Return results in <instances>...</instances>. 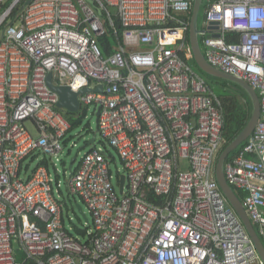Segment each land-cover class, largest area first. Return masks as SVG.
Segmentation results:
<instances>
[{
    "label": "built area",
    "instance_id": "built-area-1",
    "mask_svg": "<svg viewBox=\"0 0 264 264\" xmlns=\"http://www.w3.org/2000/svg\"><path fill=\"white\" fill-rule=\"evenodd\" d=\"M25 1L0 0V264H263L215 178L225 119L191 65L193 0H31L14 14ZM203 18L208 64L259 99L223 171L264 244V0H205ZM49 73L55 86L88 88L80 109L99 112L94 146L65 182L88 208L85 230L65 226L45 159L23 166L35 153L59 160L67 146Z\"/></svg>",
    "mask_w": 264,
    "mask_h": 264
},
{
    "label": "water",
    "instance_id": "water-1",
    "mask_svg": "<svg viewBox=\"0 0 264 264\" xmlns=\"http://www.w3.org/2000/svg\"><path fill=\"white\" fill-rule=\"evenodd\" d=\"M30 1L31 0H26L23 4V8L26 5H28ZM202 1L203 0H193L192 13H191V18H190V23H189L188 40H189L190 48L193 54L194 63L197 66V68L203 73L211 77L222 79V80L231 82L239 86L247 94V96L249 97L251 101V105H252L251 115H250V118L246 126L236 136V138L231 143H229L226 146V148L223 149V151L218 156L216 167H215V178H216L218 187L227 202L226 207L228 209L231 208L235 212L237 217L240 219L247 234L249 235L250 239L252 240L254 244L255 250L259 258L264 264V244L261 241L260 237L258 236L257 232L255 231L252 223L250 222L241 204V201L238 199L233 189L227 183L225 176H224V171H223V165L227 157L231 153H233L243 142H245L250 137V135L252 134L254 130L257 124V121L259 119V116H260L259 99L255 91L247 84V82L237 77L224 74L220 70H217L216 68L209 65L205 57L203 56L202 51L200 49L198 36L203 34L204 31L198 30V26H197L199 13H200V9L202 6ZM87 2H89L90 4H93L92 0H87ZM109 12L112 15H115L116 8L110 7ZM115 20L118 21V17L115 16ZM47 85L52 91H54L58 95L57 108L67 113H71V114L77 113L80 110V103L78 100V96L80 94H84L90 91L88 88H85V89L80 90L79 92H73L70 90L68 86H65V85L55 86L52 83V74L50 73L47 76ZM95 91H101V87L98 86ZM98 115H99V112L97 111L95 114L96 124L98 121ZM97 132H98V127L96 125V130L94 134L87 141V144L83 146V148H85L87 145L94 146V143L97 137ZM75 160H76L75 157L71 158L69 166H68V171L72 169V166ZM123 184H124V176H121L120 177V189L121 190H122ZM65 190L67 191V186L65 187ZM77 209H78V212L82 215L85 222L88 223L87 218L82 213L81 207L77 206Z\"/></svg>",
    "mask_w": 264,
    "mask_h": 264
},
{
    "label": "rangeland",
    "instance_id": "rangeland-1",
    "mask_svg": "<svg viewBox=\"0 0 264 264\" xmlns=\"http://www.w3.org/2000/svg\"><path fill=\"white\" fill-rule=\"evenodd\" d=\"M204 7H205V0L202 1V6L198 17L197 26H198V30L200 31H202L204 27L203 25ZM204 36L205 34H201L199 37L201 39ZM201 49L203 50V48ZM191 65L195 73L203 77L205 81L211 86L213 93L215 95L220 94V91L216 86L217 82L213 79L214 77H211L203 73L193 63ZM231 85L236 86V84L233 83H231ZM227 86L230 88V84H227ZM229 88H227L226 91L227 93H229V91L232 93H236L237 91L235 90H239V89H234V88L229 89ZM96 125H97L96 118L89 109L87 111L86 116L81 120V124L77 126V128L70 133V139L67 142V146L63 149V153L59 157V160H56L55 158L47 154L35 153L32 156H29L23 163V166L26 168L27 173H32L39 166V162L41 158H44L49 173L52 174L53 176L58 177L59 181L61 182L60 190L62 192V197L65 202V209L63 210V219H64V224L67 228H69L70 226L78 230H85L88 229V224L91 222V216L89 214L88 208L77 196H72L67 194L65 190V182L69 177L68 166L71 158L73 157L76 158L74 162V167H75L79 162V160L81 159V157L92 148L89 145H87L85 148H83V146L87 144V141L94 134L96 130ZM25 127L27 128V130L29 131L32 137L34 138L37 137V132L31 123L26 122ZM102 143L103 142H101V140L97 138L96 146L98 148L106 147V149L109 150L111 155L114 157L116 166L121 171L122 164L115 151L109 148L105 143H103L104 145H102ZM77 206L81 207L82 213L87 218L88 223L85 222L82 215L78 212Z\"/></svg>",
    "mask_w": 264,
    "mask_h": 264
},
{
    "label": "trees",
    "instance_id": "trees-1",
    "mask_svg": "<svg viewBox=\"0 0 264 264\" xmlns=\"http://www.w3.org/2000/svg\"><path fill=\"white\" fill-rule=\"evenodd\" d=\"M22 6H23V3H21L18 7H16L13 13L14 14L18 13L21 10ZM190 17H191V12L186 17L187 21L189 20ZM201 39L199 37V41H201ZM100 43H101V47H102L104 54L109 53L107 45L104 44V40H101ZM193 64L195 65L194 62ZM213 79L217 82L216 86L218 87L220 91V94H218L217 97L222 102V107H223V112H224L225 123H224L223 136L226 141V144L223 147L224 149L229 143H231L236 138V136L246 126L250 118V115H251L252 105H251V101L249 97L247 96V94L239 86L237 85L233 86L231 85V82H228L222 79H217V78H213ZM227 84H230V88L239 89V90H235L237 91L236 93H232L230 91L229 93H227L226 92L227 88H229ZM58 111H60L70 123V129L68 131V139L65 141V144H67V142L70 139V133L73 130H75L77 126L81 124V120L86 116L88 109L81 108L79 112L74 113V114L67 113L60 109ZM234 153L235 152L231 153L229 157H231L232 154ZM40 165L47 168V164L45 160L42 161ZM235 194L238 197V199L241 200L240 193L236 192Z\"/></svg>",
    "mask_w": 264,
    "mask_h": 264
}]
</instances>
